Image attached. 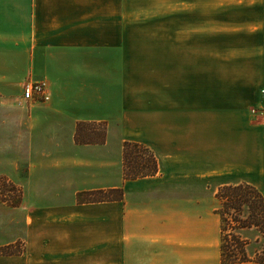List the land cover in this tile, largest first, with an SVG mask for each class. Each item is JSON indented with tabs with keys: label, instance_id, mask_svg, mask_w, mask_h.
Listing matches in <instances>:
<instances>
[{
	"label": "crops",
	"instance_id": "1",
	"mask_svg": "<svg viewBox=\"0 0 264 264\" xmlns=\"http://www.w3.org/2000/svg\"><path fill=\"white\" fill-rule=\"evenodd\" d=\"M156 1L172 9L136 48L125 0H0V157L28 161L21 205L0 202V245L19 239L23 211L24 249L0 264H221L218 186L172 187L216 178L264 194V2L245 17L213 13L212 0ZM21 53L47 101L2 91L20 78ZM80 120H106L105 141L76 144ZM124 139L152 149L161 170L123 179L120 159L112 174ZM92 161L98 178L84 179ZM117 186L122 200H76ZM239 234L253 254L256 231Z\"/></svg>",
	"mask_w": 264,
	"mask_h": 264
},
{
	"label": "trees",
	"instance_id": "2",
	"mask_svg": "<svg viewBox=\"0 0 264 264\" xmlns=\"http://www.w3.org/2000/svg\"><path fill=\"white\" fill-rule=\"evenodd\" d=\"M86 122L84 120L76 122L75 143H103L106 138V123L104 121H92L94 126H102V130L95 137H89L90 133L84 130V126L90 122ZM121 164L123 179L152 176L161 170L160 160L152 149L141 142L128 139L122 141ZM1 181L7 182L2 176L0 177ZM113 193L117 194L112 195ZM82 194H96L97 198L92 200L89 198L76 199L77 202L122 200L124 192L122 186H117L81 191L77 197ZM215 196L220 201V206L216 212L220 216L221 264H235L249 260L255 261L257 264H264V250H256L253 254H248L246 247L249 241L239 234L240 229L253 228L259 232L256 242L259 241L260 235L264 238L263 192L248 182L223 181L217 187ZM3 201L5 202V200ZM15 202L8 205L16 206ZM7 254H20V251Z\"/></svg>",
	"mask_w": 264,
	"mask_h": 264
},
{
	"label": "rangeland",
	"instance_id": "3",
	"mask_svg": "<svg viewBox=\"0 0 264 264\" xmlns=\"http://www.w3.org/2000/svg\"><path fill=\"white\" fill-rule=\"evenodd\" d=\"M262 1L264 0H212L213 3V13H223L228 15H244L245 17H251V16H257L260 15L261 9L258 6H252L249 5V3H254V5H261ZM160 4V5H159ZM161 1L157 2L156 0H125V12L128 14H131L130 17L132 19V40H133V46L138 48L140 45L149 46L151 45V41L155 40L154 34L151 36L149 32L151 30H155L156 22H155V14L159 10L160 12L162 10H170L172 9V5L168 3H164L161 5ZM178 11H183L184 9H187V6L179 5ZM198 8V7H196ZM219 23L213 22V28L214 26ZM224 25H231L230 23H223ZM246 26V25H245ZM24 53H21V56L19 58L20 62V78L16 81H9L3 84L2 91L5 94H16L21 95L23 93V86L31 80L30 78L26 80V78L30 74H26L23 72V65L25 62ZM38 70L32 69V75L34 73H38ZM31 76V75H30ZM34 80V79H32ZM262 108H252L251 113L255 115H260V112ZM28 112V110H27ZM90 123H87V125L84 126V130L90 133L89 137H95L97 133H100L102 130V126H94L92 121H104L107 126L106 120H84ZM76 126V125H75ZM116 126H119L118 123H116ZM118 128V127H116ZM107 134V130H106ZM79 144V143H76ZM81 144V143H80ZM87 144H102V143H87ZM10 145V144H9ZM9 145L7 143L4 144V149H9ZM10 150L6 152L0 159L3 161H0V177H4L7 182H0V202H2L5 206L9 207H18L21 205L23 200V186L20 184L22 180L26 178L27 174V163L28 161H10L11 155ZM12 153V152H11ZM121 157L116 155L115 159L112 161H109L108 167H110L111 173L118 175L120 172V161ZM14 163V165H13ZM86 163V162H85ZM101 169V166L96 161L88 162L87 164H84V168L82 170V175L84 176V179L94 180L97 179L99 175V171ZM121 173H122V164H121ZM9 176L11 178H9ZM12 178H15L16 181H13ZM223 181L220 179L213 178L211 180H207L200 183H176L172 187V191L174 194H180V195H188V196H195L202 192L204 189V186L207 184L208 186H219ZM12 186H11V185ZM104 189V188H103ZM92 190V189H88ZM167 190H170V188H167ZM85 191V190H82ZM81 192V191H80ZM79 193V192H78ZM77 193V194H78ZM19 194V195H17ZM76 199H86L89 198L90 200L97 198L96 194H82L81 196L77 197ZM117 193H113L112 195H116ZM5 200V202L3 201ZM16 201V202H15ZM15 202L16 206L8 205L10 203ZM19 221H20V237L17 241L14 243L9 244H1L0 245V255H11L7 253L11 252H17L20 251V254L23 252L24 249V220L25 215L23 211H19ZM11 218V215L5 216V222H8V220ZM15 221V220H14ZM15 226V225H14ZM255 230V229H254ZM256 231V230H255ZM256 238L259 235V232L256 231ZM251 236V235H249ZM246 239V238H245ZM250 247L252 249L255 247V250H264V238H259V241L257 243H253Z\"/></svg>",
	"mask_w": 264,
	"mask_h": 264
},
{
	"label": "built area",
	"instance_id": "4",
	"mask_svg": "<svg viewBox=\"0 0 264 264\" xmlns=\"http://www.w3.org/2000/svg\"><path fill=\"white\" fill-rule=\"evenodd\" d=\"M22 98L27 101H47L49 96L45 82L39 79L29 80L23 86Z\"/></svg>",
	"mask_w": 264,
	"mask_h": 264
}]
</instances>
